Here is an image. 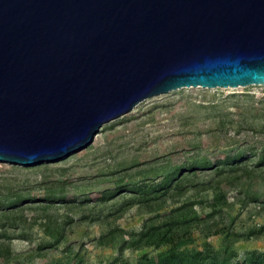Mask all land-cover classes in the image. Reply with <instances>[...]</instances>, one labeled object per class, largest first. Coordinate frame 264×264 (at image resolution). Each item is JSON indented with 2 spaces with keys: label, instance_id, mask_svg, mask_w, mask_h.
Masks as SVG:
<instances>
[{
  "label": "water",
  "instance_id": "obj_1",
  "mask_svg": "<svg viewBox=\"0 0 264 264\" xmlns=\"http://www.w3.org/2000/svg\"><path fill=\"white\" fill-rule=\"evenodd\" d=\"M264 86V0H0V162L54 163L142 101Z\"/></svg>",
  "mask_w": 264,
  "mask_h": 264
},
{
  "label": "rangeland",
  "instance_id": "obj_2",
  "mask_svg": "<svg viewBox=\"0 0 264 264\" xmlns=\"http://www.w3.org/2000/svg\"><path fill=\"white\" fill-rule=\"evenodd\" d=\"M263 96L264 86L176 90L142 101L128 114L104 125L88 147L60 161L29 168L0 162V189H6L8 179L13 177L25 179L28 185L50 175L64 182L66 202L82 196L85 198L83 205L69 212L72 223L66 229L65 243L47 247L42 253L36 251V246H49L50 239L44 233L43 224L37 220L40 215L37 204L31 203L21 211H15V224L23 226L28 239L10 241L14 255L31 258L27 262L29 264H45L56 260H73V264H136L143 256H155L163 251L165 247H139L120 252L119 246L121 241L131 242L132 237L138 236L149 218L153 217L154 222H159L175 206L169 202L156 214L149 213L137 204L127 205L126 200L120 198L101 204L102 192L114 186L112 181L104 182L101 175L127 164L145 168L146 165L152 166L148 163L159 165L165 158L174 162L220 142L224 134L233 135L235 126L227 127L226 133L215 132L217 118L211 115L216 112L201 107L215 105L216 111L227 114L226 120L232 122L238 119L235 114L241 108H246L252 100L257 105L256 102ZM235 138L251 144L256 135L242 130ZM134 171H128L127 174H133ZM27 185L23 190L25 197L39 200L41 191L38 188L41 187L31 188ZM245 189L250 202L246 208L233 203L230 209L223 211L222 219L216 217L209 222L193 224L183 247L208 254V262L212 260L211 252L212 257L218 255V261L232 256L230 264L241 263L249 259L252 253H256L254 258L264 253V235L245 239L248 231L264 225V211L258 209V201L264 200V181H252ZM235 195V192H228L229 202H235ZM194 209L201 220L209 212L199 205ZM58 212L64 213L66 210ZM224 225L230 226L228 239L223 234H213L214 230ZM114 229L120 232H116L113 243L99 246V238Z\"/></svg>",
  "mask_w": 264,
  "mask_h": 264
},
{
  "label": "trees",
  "instance_id": "obj_3",
  "mask_svg": "<svg viewBox=\"0 0 264 264\" xmlns=\"http://www.w3.org/2000/svg\"><path fill=\"white\" fill-rule=\"evenodd\" d=\"M256 103L257 105H254L252 100L246 108H241L235 114L238 119L232 122L226 120L227 114L221 113L220 110L216 111L215 105L201 107L206 111L212 109L213 113L216 112L211 115L212 118H217L215 132L223 133L227 127L235 126L233 135L224 134L220 142L189 153L174 162L165 158L161 164L148 163L152 166L146 165L145 168L127 164L128 166H120L101 175L104 182L112 181L114 185L113 188L102 192L101 204L120 198V200H126L127 205L137 204L141 208H146L149 213L156 214L163 207H167L169 202L170 205L175 206L173 211L165 214L159 222H154L153 217L149 218L138 236L132 237L131 242L121 241L120 252L127 248L165 247L155 256H143L136 264H230L232 256L218 261V255L212 257L213 252H211L212 260L208 262V254L192 249L187 250L183 246L193 224H200L201 221L209 222L216 217L222 219L223 211L230 209L233 203L246 208L250 202H248L245 187L255 180L264 181V96ZM242 130L251 131L256 135V138H252L251 144L240 142L235 138ZM217 156L220 157L217 158ZM128 171L134 172L129 175ZM27 183L25 179L13 177L8 179L6 189H0L2 264L9 262L29 264L27 262L31 260L23 255H14L9 245L14 239H28L23 226L15 224V211H21L28 204V206L37 204L40 214L37 220L43 224L44 233L50 239L49 246L41 244L36 246V251L42 253L47 247L65 243L66 229L72 223V218L69 217L70 210L78 208L85 201L82 196L74 200L76 202H66L64 182L50 175L40 178L34 184L27 185ZM26 185L31 188L41 187L38 188L41 191V198L36 200L31 196L25 197ZM230 191L236 194V200L232 203L227 197ZM196 205L208 209L209 212L204 216V220L196 214L194 209ZM61 209L66 212L59 213ZM258 209L264 211V200L258 201ZM229 229L230 226L224 225L214 230L213 234H223L224 238L228 239L231 234ZM116 232L120 231L114 229L100 237L98 245L113 243L117 236ZM261 235H264V225L248 231L245 239ZM3 241L5 242L2 243ZM255 254L252 253L253 257L236 264H264V253L254 258ZM73 263V260L68 262L56 260L45 264Z\"/></svg>",
  "mask_w": 264,
  "mask_h": 264
}]
</instances>
